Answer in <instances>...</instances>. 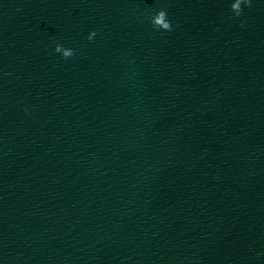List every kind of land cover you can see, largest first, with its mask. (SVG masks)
Wrapping results in <instances>:
<instances>
[{
  "label": "clouds",
  "instance_id": "1",
  "mask_svg": "<svg viewBox=\"0 0 264 264\" xmlns=\"http://www.w3.org/2000/svg\"><path fill=\"white\" fill-rule=\"evenodd\" d=\"M242 5L251 6V0H234L231 4V10L235 14L236 17H239L243 11ZM150 22L154 29L163 30V31H171L172 23L167 17V12L164 9L158 10L154 15L151 16ZM96 32L93 31L89 34L88 40L92 41ZM55 52L62 54V58L69 59L76 55L75 50L72 48H65L63 45L57 43L55 46Z\"/></svg>",
  "mask_w": 264,
  "mask_h": 264
}]
</instances>
